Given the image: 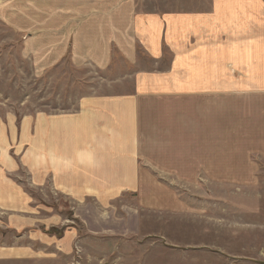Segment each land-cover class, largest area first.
<instances>
[{
  "label": "rangeland",
  "instance_id": "1",
  "mask_svg": "<svg viewBox=\"0 0 264 264\" xmlns=\"http://www.w3.org/2000/svg\"><path fill=\"white\" fill-rule=\"evenodd\" d=\"M205 1L133 0L138 13ZM72 2L0 0V264H264L262 94L216 102L209 111L216 164L193 181L153 173V183L143 178L146 188L102 204L93 190L66 189L41 149L37 155L38 113L75 111L89 94L131 91L126 76L150 65L140 49L137 66L117 48L108 68L75 60L68 43L108 36L94 23L112 15L97 13L93 0ZM148 119L174 129L173 113Z\"/></svg>",
  "mask_w": 264,
  "mask_h": 264
},
{
  "label": "crops",
  "instance_id": "2",
  "mask_svg": "<svg viewBox=\"0 0 264 264\" xmlns=\"http://www.w3.org/2000/svg\"><path fill=\"white\" fill-rule=\"evenodd\" d=\"M93 1L97 13L112 15L96 28L111 33L77 35L68 43L75 60L108 68L117 48L137 66L140 49L150 65L126 76L131 91L89 94L75 111L38 113L37 155L56 167L66 189L93 190L102 204L146 188L143 178L153 183V173L193 181L210 172L216 120L209 111L233 95H264V0H206L200 8L147 13L133 0ZM159 111L173 113L174 129L148 119Z\"/></svg>",
  "mask_w": 264,
  "mask_h": 264
}]
</instances>
